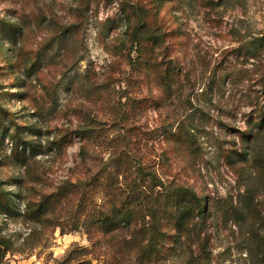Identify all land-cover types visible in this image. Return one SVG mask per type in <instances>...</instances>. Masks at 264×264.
Here are the masks:
<instances>
[{"label":"rangeland","instance_id":"1","mask_svg":"<svg viewBox=\"0 0 264 264\" xmlns=\"http://www.w3.org/2000/svg\"><path fill=\"white\" fill-rule=\"evenodd\" d=\"M0 264H264V0H0Z\"/></svg>","mask_w":264,"mask_h":264},{"label":"trees","instance_id":"2","mask_svg":"<svg viewBox=\"0 0 264 264\" xmlns=\"http://www.w3.org/2000/svg\"><path fill=\"white\" fill-rule=\"evenodd\" d=\"M182 193L178 195L175 214L181 219L192 215L194 206L200 204V198L189 189H181ZM168 197V196H167ZM131 217V216H130Z\"/></svg>","mask_w":264,"mask_h":264}]
</instances>
